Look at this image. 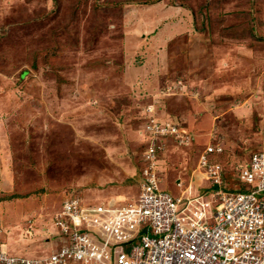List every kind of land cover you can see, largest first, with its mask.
Instances as JSON below:
<instances>
[{
	"label": "rangeland",
	"instance_id": "obj_1",
	"mask_svg": "<svg viewBox=\"0 0 264 264\" xmlns=\"http://www.w3.org/2000/svg\"><path fill=\"white\" fill-rule=\"evenodd\" d=\"M149 108L193 134L162 188L214 141L236 185L264 148V0H0V246L51 237L69 197L133 201Z\"/></svg>",
	"mask_w": 264,
	"mask_h": 264
},
{
	"label": "built area",
	"instance_id": "obj_2",
	"mask_svg": "<svg viewBox=\"0 0 264 264\" xmlns=\"http://www.w3.org/2000/svg\"><path fill=\"white\" fill-rule=\"evenodd\" d=\"M138 133L147 140L133 201L110 196L86 204L69 197L55 214L56 245L48 255H16L0 246V264H264V148L238 163L240 188L228 189L223 163L211 158L224 147L212 142L188 184L176 179L181 194L175 197L161 186V153L171 140L192 146L193 134L156 113Z\"/></svg>",
	"mask_w": 264,
	"mask_h": 264
},
{
	"label": "crops",
	"instance_id": "obj_3",
	"mask_svg": "<svg viewBox=\"0 0 264 264\" xmlns=\"http://www.w3.org/2000/svg\"><path fill=\"white\" fill-rule=\"evenodd\" d=\"M192 147H186V149H181L180 151H182L184 154L183 155H188V153L192 150H190ZM189 156V155H188ZM198 161V159H197ZM167 175V173H166ZM93 201H91L92 203ZM30 233V231H29ZM23 238V237H21ZM54 238V237H53ZM51 237H46L45 241L39 243L37 241H30L31 243H26V239H23L24 241L22 242V240H18L17 242H22L19 244V246H15L14 248H11V252L13 254L16 255H22V256H27V257H43L45 255H48L51 250L52 247H55L56 243H55V238L53 239ZM28 244V248L27 247ZM28 249V250H27Z\"/></svg>",
	"mask_w": 264,
	"mask_h": 264
},
{
	"label": "clouds",
	"instance_id": "obj_4",
	"mask_svg": "<svg viewBox=\"0 0 264 264\" xmlns=\"http://www.w3.org/2000/svg\"><path fill=\"white\" fill-rule=\"evenodd\" d=\"M151 108H153V107H151ZM151 108H149L148 110H147V114L145 115V118L142 120V123H141V125H140V128L141 127H143V125H144V123H145V119L146 118H148L150 115H152V113L154 112L153 111V109H151ZM151 111V112H150ZM140 128L138 129V130H140ZM138 130L136 131L137 133H138ZM188 147H192V146H188ZM238 185V184H237Z\"/></svg>",
	"mask_w": 264,
	"mask_h": 264
},
{
	"label": "trees",
	"instance_id": "obj_5",
	"mask_svg": "<svg viewBox=\"0 0 264 264\" xmlns=\"http://www.w3.org/2000/svg\"><path fill=\"white\" fill-rule=\"evenodd\" d=\"M141 146V145H140ZM161 157H163V153H161ZM215 161H219V160H215ZM228 177L227 176H225V183H226V187L228 188V189H233V188H240V185H234L232 188L230 187V185L227 183V181L226 180H228L227 179ZM242 188V187H241ZM243 189V188H242Z\"/></svg>",
	"mask_w": 264,
	"mask_h": 264
},
{
	"label": "bare ground",
	"instance_id": "obj_6",
	"mask_svg": "<svg viewBox=\"0 0 264 264\" xmlns=\"http://www.w3.org/2000/svg\"><path fill=\"white\" fill-rule=\"evenodd\" d=\"M131 13V12H130Z\"/></svg>",
	"mask_w": 264,
	"mask_h": 264
}]
</instances>
